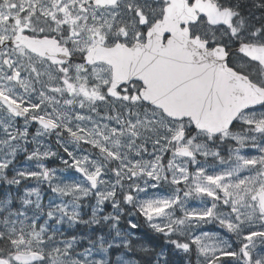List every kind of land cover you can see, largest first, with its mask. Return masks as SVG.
<instances>
[{
  "label": "rangeland",
  "instance_id": "1",
  "mask_svg": "<svg viewBox=\"0 0 264 264\" xmlns=\"http://www.w3.org/2000/svg\"><path fill=\"white\" fill-rule=\"evenodd\" d=\"M50 1L61 5L74 2L24 3L33 13L37 9L48 10ZM251 17L239 16L233 29L242 38L261 42L264 38L252 34L257 29L264 31V18L254 15L252 20L256 22H252ZM79 18L82 17L71 16L72 20ZM6 24L5 12L0 8V37L6 35ZM119 24L109 16H95L83 31L92 34L101 29L110 33ZM236 67L243 69L246 64L240 62ZM95 75L103 76V70H94L92 76ZM258 77L264 80V74ZM47 82L52 86L57 80ZM2 90H10L15 99L36 100V104L44 106L43 112L47 107V116L59 132L52 136L37 128L27 140L29 123L24 122V145L19 146L13 141V133L8 132L10 122L0 106V187L11 190L15 196L0 200V260L19 264L20 256L38 254L43 259L33 264H139L129 255L149 251L150 245L140 233H133L136 228L153 236L161 234L158 239L163 248L161 253L154 248L159 258L154 264H163L160 259L169 248L183 256V263L245 264L241 246L246 243L243 233L250 225L239 223L238 213L232 212V201L222 189L235 192L239 181L250 177L264 181V175L259 174L264 172V162H260L264 160L263 111L244 120L242 133L224 137L231 142L222 141L221 137L214 144L205 138L189 144L199 158L183 161L174 157L163 159L167 126L150 112L130 114L125 110L119 116L115 112L110 115L109 111L100 115L106 121L104 128L98 126L96 119L91 123L83 121L84 114L78 106L72 108L71 99L60 101L55 95L46 94L37 80L23 81L17 89L10 80H1L0 72ZM72 117L81 120L75 128L69 126ZM253 158L260 162L255 167L243 163ZM73 167L81 168L87 176H99L97 189L92 190ZM118 188L121 202L129 208L124 213L125 218L130 215L125 224L128 233L116 229L117 216H123L116 211ZM230 224L238 227L230 229ZM78 227L85 231L80 233ZM108 227L121 235L111 240L109 233L101 234ZM257 244L264 251V244L258 239L244 251L253 252ZM111 246L122 247L123 252H116ZM108 253L118 256L109 261ZM222 253L228 256L221 258ZM232 253H236L235 258Z\"/></svg>",
  "mask_w": 264,
  "mask_h": 264
},
{
  "label": "flooded vegetation",
  "instance_id": "2",
  "mask_svg": "<svg viewBox=\"0 0 264 264\" xmlns=\"http://www.w3.org/2000/svg\"><path fill=\"white\" fill-rule=\"evenodd\" d=\"M73 1L72 4L70 2L65 5H61V2L50 1L47 3L49 8L45 12L37 9L31 13L25 6L24 0H0V8L5 12L7 22L6 35L0 37L1 80H10L17 89L21 88L23 81L27 83L28 80H37L39 85L45 89L46 94H53L60 101L71 99L72 108L75 109L78 106V111L84 114L83 121L91 123L92 119H96L98 126L103 125L104 128L106 121L100 115H107L109 111L110 115L115 112L119 116H123L125 110L130 114L133 112L155 114L167 126L163 159L165 157H174L183 161L197 159L199 156L191 151L189 144L197 141L202 142L203 138L208 142L213 141L214 144V141L220 137L223 138V141L231 142L232 140L229 141L228 138L224 137L242 133L240 129L246 126L244 120L247 117L257 112H264V110H256L255 112L246 110L239 115L229 131L213 136L196 130L188 119L173 120L166 117L160 109L142 102L140 92L143 90V85L139 81H129L112 87L109 67L101 61L88 63L86 55L92 50L100 49L99 53L92 57V60L105 58L107 49L117 47L118 51L121 52L119 54L124 57L131 47L144 45L147 41L146 36L153 35V27L163 20L165 9L170 5V2L169 0H107V3L101 5L98 0ZM181 1L184 3L183 8L186 10V14L178 18L181 21L178 29L171 30L175 35H186V39L189 41L206 42L207 50L223 44L236 53V41L245 44L264 45V40L259 42L242 38L236 33L233 35V28L211 27L201 13L203 5H208L212 6L213 9L215 6L218 11L222 12L234 11L238 18L240 10L234 0H199L200 6L196 5L197 0ZM73 15L82 18L72 20L71 16ZM95 16H109L111 19L120 21V24L115 25L114 30L110 33L108 30L94 29L96 30L94 33L87 34L83 29ZM72 22H80L81 25L70 24ZM41 29L43 32L40 31ZM78 31H83V33L76 34ZM38 36H51L52 39H40ZM24 37L40 40L37 45L39 52H55V62L44 57L43 54L36 55L28 51L22 43ZM169 37V33L161 35L157 40L160 47H166L164 45ZM180 57L181 54L179 53L167 55V61L173 67L165 70L169 77L163 80H202L198 75V69L192 64L189 69L182 73L178 69L173 70L174 65H178ZM193 57L198 59L200 54H194ZM150 58V67L156 66L158 63L156 55H150ZM240 62H244L246 67L237 68L236 65L240 66ZM227 65L235 68L238 72L251 73L252 65L241 58L238 53L232 56L231 64L227 63ZM94 70H103V76H92ZM183 73L187 76L184 77ZM258 78V76H252L251 80L248 79V81L264 89V80ZM47 80H57V83L51 86ZM134 80H142V78L138 77ZM149 80H155V76H149ZM252 81H256V83H252ZM0 95L21 109L20 112L24 114L22 117L13 116L9 111L2 108L10 122L8 132L13 133V141L19 146L24 145L21 141L24 122L29 123L28 133L30 135L26 137L27 140L32 137L37 128L52 136L59 132V127L53 124L47 116L49 109L46 107V111L43 112L44 106L40 103L36 104V100L15 99L10 90L7 92L2 90ZM79 121L81 120H75L72 117L69 126L75 128ZM247 128L251 129L248 125ZM112 133L114 135V132ZM73 139L76 140V137L74 136ZM103 139L105 138L103 137ZM84 146L88 148L86 144ZM182 148L189 149L193 153V157L189 159L183 157L180 152ZM124 208L123 204H118L116 211L123 212ZM110 256L111 254L108 253L107 260L113 259L114 261L115 256L112 255L111 258Z\"/></svg>",
  "mask_w": 264,
  "mask_h": 264
},
{
  "label": "water",
  "instance_id": "3",
  "mask_svg": "<svg viewBox=\"0 0 264 264\" xmlns=\"http://www.w3.org/2000/svg\"><path fill=\"white\" fill-rule=\"evenodd\" d=\"M169 2L170 5L165 9L163 20L153 27V35L146 36L147 41L143 46L132 47L127 50L128 53L124 57L119 54L121 52L117 51L118 48L114 47L106 50L105 58L92 60V57L100 50L95 49L86 55V60L88 59V63L101 61L111 67L112 87L115 84L128 83L140 77L142 80L135 81H139L144 87L140 93L143 102L161 109L172 119H189L198 130L211 134L220 133L228 129L238 114L248 109L249 104L261 103L263 91L250 85L245 77L226 66L223 48L215 47L208 52L205 49V43L189 41L186 35H175L171 30L178 29L181 23L178 18L184 16L186 10L181 0H169ZM98 3L103 5L107 3V0H98ZM196 5H201L199 0ZM201 13L209 25H220L227 28L231 27L230 21L234 17V14H219L208 5H203ZM165 33H169L170 37L164 45L166 47H160L157 40ZM39 42V40L27 37H24L22 41L30 52L37 55L43 54L44 57L54 61L55 52L44 51L42 53L37 50ZM241 50L247 56L252 57L253 61L259 60L261 64H264V46L241 44ZM171 53L181 54L179 63L174 65L173 70L178 69L182 73L192 64L198 69V75L202 80H163L169 77L165 70L173 67L167 61V55ZM153 54L156 55L158 63L150 67V55ZM194 54H200V58L193 57ZM151 75L155 76V80H149ZM0 102L11 114L23 115V113L17 114L20 109L1 96ZM183 151L184 155L190 157L189 154H185L187 149ZM87 181L94 186L97 179L88 178ZM259 197L264 200V191L259 193ZM40 260L42 256L38 254L19 257L21 264L35 263ZM0 264H6V262L0 260Z\"/></svg>",
  "mask_w": 264,
  "mask_h": 264
},
{
  "label": "snow or ice",
  "instance_id": "4",
  "mask_svg": "<svg viewBox=\"0 0 264 264\" xmlns=\"http://www.w3.org/2000/svg\"><path fill=\"white\" fill-rule=\"evenodd\" d=\"M43 32V29L40 30ZM233 35H235V30H233ZM253 36H261L264 38V31L257 29L253 34ZM40 39H52L51 36L43 37L38 36ZM236 53L245 60L248 61L249 64L252 65L251 73L248 74L244 71H240L238 74L242 76H247L249 80H251L252 76H259L264 74V64H261L259 60L253 61L252 57L247 56L245 52L241 50V43L239 41L235 42ZM219 47L225 48V62L231 64V58L236 53L232 52L230 48L221 44ZM236 70L235 68L233 69ZM252 83H256V81H252ZM259 86V85H258ZM248 110L255 112L256 110H264V102L257 104H249ZM235 124V120L233 121V125ZM264 162V160L260 161ZM255 158L251 161L245 160L244 164L251 163L253 167H255L258 163ZM239 174V173H238ZM260 175H264V172L259 173ZM249 185L248 187H241L240 185ZM264 189V181L260 179H252L251 177L246 179H241L238 183L237 190L235 192H230L226 188L222 189L224 191L225 196H228L232 201V212L238 213L237 220L239 223L247 222L250 225L248 231L243 233V238L246 241L245 244L241 246V255H247L248 259L245 261V264H261L264 261V251L260 250V244L255 246V249L251 253H247L244 250L248 249L250 243H252L255 239H258L261 244H264V200L260 199L259 191ZM225 204H228V201L225 200ZM238 227V225H229V228ZM228 256L227 253H222V257L224 258ZM236 253H232L231 257L235 258Z\"/></svg>",
  "mask_w": 264,
  "mask_h": 264
},
{
  "label": "trees",
  "instance_id": "5",
  "mask_svg": "<svg viewBox=\"0 0 264 264\" xmlns=\"http://www.w3.org/2000/svg\"><path fill=\"white\" fill-rule=\"evenodd\" d=\"M237 8L240 10L239 14L241 16H245L246 14L253 16V15H260V17L264 16V0H253L252 2H249V0H234ZM246 7H249L250 10H246ZM252 22H256V20H251ZM251 22L248 21V24L250 25ZM259 23V22H258ZM257 23V24H258ZM259 25V24H258ZM8 191L3 187H0V200H3L6 196L13 195V192L9 190ZM86 214V213H85ZM86 219V218H85ZM80 233H82V228L78 227ZM103 232V231H102ZM80 233H78L76 236H78ZM98 233V231H97ZM90 234V233H89ZM95 236V235H94ZM158 236L161 237V234H152L144 233L143 239L147 241L150 245V251L146 252H136L131 256L136 262H139V264H154L155 261L159 260V258H156L154 248L157 249L159 253H161L162 244L158 239ZM75 237V236H74ZM156 259V260H155ZM222 259H218L216 261H221ZM160 261L163 262V264H192L191 262L183 263V256L178 255L176 252L172 251L171 248L169 250H165V254L163 255V258L160 259ZM159 261V262H160Z\"/></svg>",
  "mask_w": 264,
  "mask_h": 264
},
{
  "label": "bare ground",
  "instance_id": "6",
  "mask_svg": "<svg viewBox=\"0 0 264 264\" xmlns=\"http://www.w3.org/2000/svg\"><path fill=\"white\" fill-rule=\"evenodd\" d=\"M183 76L185 77V76H187V75H184V73H183Z\"/></svg>",
  "mask_w": 264,
  "mask_h": 264
}]
</instances>
